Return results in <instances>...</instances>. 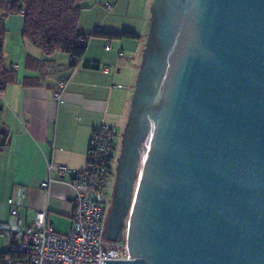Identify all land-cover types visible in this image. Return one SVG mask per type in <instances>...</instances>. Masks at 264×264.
<instances>
[{
    "label": "water",
    "instance_id": "water-1",
    "mask_svg": "<svg viewBox=\"0 0 264 264\" xmlns=\"http://www.w3.org/2000/svg\"><path fill=\"white\" fill-rule=\"evenodd\" d=\"M150 13L113 207L133 260L103 263L264 264V0Z\"/></svg>",
    "mask_w": 264,
    "mask_h": 264
},
{
    "label": "crops",
    "instance_id": "crops-1",
    "mask_svg": "<svg viewBox=\"0 0 264 264\" xmlns=\"http://www.w3.org/2000/svg\"><path fill=\"white\" fill-rule=\"evenodd\" d=\"M152 3L84 0L78 24L81 34L129 32L139 37L92 38L73 69L68 55L44 57L24 42L22 15L3 20L5 66L14 71V81L0 96V141L6 137L0 151L1 222L9 220L7 200L22 188L24 220L31 221L37 211L47 210L49 224L53 226L51 215L57 214L68 219L71 227L74 190L67 174L48 172V167L54 163L69 170L84 169L95 128L115 127L122 137L119 128L128 122ZM2 7L0 18L5 14ZM62 80L65 86L57 98L54 92ZM48 178L50 187L42 189L41 183Z\"/></svg>",
    "mask_w": 264,
    "mask_h": 264
},
{
    "label": "built area",
    "instance_id": "built-area-1",
    "mask_svg": "<svg viewBox=\"0 0 264 264\" xmlns=\"http://www.w3.org/2000/svg\"><path fill=\"white\" fill-rule=\"evenodd\" d=\"M64 86V80L58 83L55 97H59ZM120 138L115 127L95 128L88 144L84 169L69 170L60 164L49 165L48 172L67 174L68 183L74 190L71 227L67 233L54 230L48 223L47 210L37 211L31 221L24 220L21 217L22 188L18 189L16 197L7 200L9 220L0 221V236L8 241V247L0 252V264H105L103 260H133L127 245L128 222L117 248H114V242L104 238L103 230L109 212L107 187ZM50 184L48 178L41 183V188L48 189Z\"/></svg>",
    "mask_w": 264,
    "mask_h": 264
},
{
    "label": "trees",
    "instance_id": "trees-1",
    "mask_svg": "<svg viewBox=\"0 0 264 264\" xmlns=\"http://www.w3.org/2000/svg\"><path fill=\"white\" fill-rule=\"evenodd\" d=\"M5 14L0 18V96L14 81V71L6 68L4 60L5 35L3 20L11 15L23 16L22 39L37 49L44 57L57 53L71 58L70 68L85 55L92 38L106 41L137 39L129 32L108 33L96 31L84 35L78 31L84 0H2L0 9ZM85 66L88 63H84ZM6 137L0 141V151L6 145Z\"/></svg>",
    "mask_w": 264,
    "mask_h": 264
},
{
    "label": "flooded vegetation",
    "instance_id": "flooded-vegetation-1",
    "mask_svg": "<svg viewBox=\"0 0 264 264\" xmlns=\"http://www.w3.org/2000/svg\"><path fill=\"white\" fill-rule=\"evenodd\" d=\"M116 182H117V165L116 168L114 167L113 173L110 177L107 187V201L109 203V213L106 224V233L108 234L109 238L116 239V242H120L123 239L126 231V218H127L126 202L128 201V198H126V201H124L125 203L121 209L120 212L121 217L115 216L113 207L115 200Z\"/></svg>",
    "mask_w": 264,
    "mask_h": 264
},
{
    "label": "rangeland",
    "instance_id": "rangeland-1",
    "mask_svg": "<svg viewBox=\"0 0 264 264\" xmlns=\"http://www.w3.org/2000/svg\"><path fill=\"white\" fill-rule=\"evenodd\" d=\"M119 129H120V132L123 133L124 129H125V125L121 126V128H119ZM120 149H121V138H120V142H119V150L117 153V158H116L115 163H114L115 168L117 165V159L119 157ZM138 168H139V166H138ZM137 173L138 172H136L134 179L132 181L133 191H134V188H135V185L137 182ZM132 196H133V194H132ZM132 196L130 198V203L132 202ZM128 219H129V213H127L126 226H127ZM51 223L54 226V230L58 233L65 234L70 230L69 229L70 228L69 220L64 218L63 216H59L57 214H52L51 215ZM117 243H119V242H114V248L118 247ZM7 247H8V241L3 236H0V252L6 250Z\"/></svg>",
    "mask_w": 264,
    "mask_h": 264
},
{
    "label": "bare ground",
    "instance_id": "bare-ground-1",
    "mask_svg": "<svg viewBox=\"0 0 264 264\" xmlns=\"http://www.w3.org/2000/svg\"><path fill=\"white\" fill-rule=\"evenodd\" d=\"M139 154H140V162H139L137 178H139L140 169H141V152H139ZM137 182H138V179H137ZM137 182H136V185H135V188H134V191H133L132 201H133V197H134V194H135V191H136V188H137Z\"/></svg>",
    "mask_w": 264,
    "mask_h": 264
}]
</instances>
